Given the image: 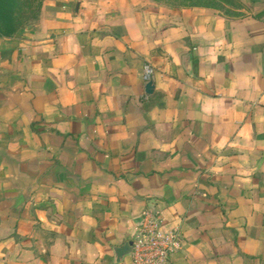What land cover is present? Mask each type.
Masks as SVG:
<instances>
[{"label": "crops", "instance_id": "0c3cea01", "mask_svg": "<svg viewBox=\"0 0 264 264\" xmlns=\"http://www.w3.org/2000/svg\"><path fill=\"white\" fill-rule=\"evenodd\" d=\"M42 0L0 36V264H264V0ZM153 69L146 94L144 65Z\"/></svg>", "mask_w": 264, "mask_h": 264}, {"label": "built area", "instance_id": "2783aa9c", "mask_svg": "<svg viewBox=\"0 0 264 264\" xmlns=\"http://www.w3.org/2000/svg\"><path fill=\"white\" fill-rule=\"evenodd\" d=\"M152 75V67L144 65L142 80L147 83ZM130 242L132 264H165L170 255L181 248L177 231L164 229L160 217L149 212L142 217Z\"/></svg>", "mask_w": 264, "mask_h": 264}, {"label": "trees", "instance_id": "16d2710c", "mask_svg": "<svg viewBox=\"0 0 264 264\" xmlns=\"http://www.w3.org/2000/svg\"><path fill=\"white\" fill-rule=\"evenodd\" d=\"M42 0H0V36L12 37L32 25L39 16ZM177 7L215 8L208 0H179Z\"/></svg>", "mask_w": 264, "mask_h": 264}, {"label": "rangeland", "instance_id": "374dc122", "mask_svg": "<svg viewBox=\"0 0 264 264\" xmlns=\"http://www.w3.org/2000/svg\"><path fill=\"white\" fill-rule=\"evenodd\" d=\"M162 2L171 7H177L179 0H156ZM209 3L214 5L215 10H219L222 13H232L240 8L238 0H208Z\"/></svg>", "mask_w": 264, "mask_h": 264}, {"label": "water", "instance_id": "95a60500", "mask_svg": "<svg viewBox=\"0 0 264 264\" xmlns=\"http://www.w3.org/2000/svg\"><path fill=\"white\" fill-rule=\"evenodd\" d=\"M144 90L146 94H151L152 90H153V85L152 82L149 81L145 84L144 86ZM131 252V242L126 243L125 245H123L120 248H116L114 250L115 256H116V260L119 261L120 259H122L125 256H128Z\"/></svg>", "mask_w": 264, "mask_h": 264}]
</instances>
